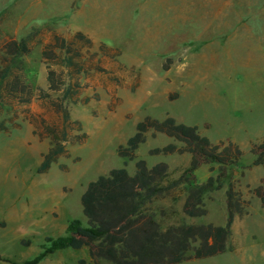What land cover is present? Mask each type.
Listing matches in <instances>:
<instances>
[{
  "label": "rangeland",
  "instance_id": "1",
  "mask_svg": "<svg viewBox=\"0 0 264 264\" xmlns=\"http://www.w3.org/2000/svg\"><path fill=\"white\" fill-rule=\"evenodd\" d=\"M74 6L72 7V4ZM8 11L2 30L15 39L32 26L50 25L60 34L81 31L92 39L119 48L120 61L140 70L135 93L119 89L122 104L108 110L113 87L91 80L85 96L100 99L85 106L70 107L87 139L68 146L72 158L60 159L67 172L53 165L37 174L47 140L39 141L33 128L19 116L20 128L0 133V257L24 264L41 252L47 237L63 236L68 223L86 224L80 198L89 182L111 170L135 171V162L147 167L164 162L168 166L161 187H169L190 164V155L149 156L148 152L174 143L151 133L129 161L117 155L135 133L144 117H173L177 123L195 126L212 142H235L244 155L237 165L211 171H195V185L209 178L213 186L202 195L200 217L184 214L189 186L179 185L142 207L152 216L160 232L192 225L224 227L227 221L225 193L232 187L247 203L235 217L224 254L181 264H264V208L254 191L264 188V165L246 170L254 157L252 143L264 141V0H0V14ZM41 48L23 59L34 86L46 87ZM170 60L167 71L163 64ZM167 255L164 256L166 258ZM37 264H93L86 248L66 250L45 257ZM100 264H108L101 262Z\"/></svg>",
  "mask_w": 264,
  "mask_h": 264
},
{
  "label": "trees",
  "instance_id": "2",
  "mask_svg": "<svg viewBox=\"0 0 264 264\" xmlns=\"http://www.w3.org/2000/svg\"><path fill=\"white\" fill-rule=\"evenodd\" d=\"M8 14V11L0 14V133L20 128L18 120L22 115L33 128V135L49 143L36 173L46 174L53 165L67 172L68 166L58 164L59 160L78 163L80 158H72L68 146L83 145L87 139L82 123L71 118L70 107L85 106L100 99L96 92L84 95L88 83L97 78L113 87L109 91L103 84L110 97L108 110H115L122 104L117 96L119 89L130 94L138 89L140 70L120 61L119 48L100 42L97 50L92 51V39L81 31L60 34L52 26L43 24L30 27L25 35L15 39L1 28ZM38 47L46 73L44 89L32 84L23 62ZM170 64L167 60L163 70L167 71ZM147 133L152 137L162 134L181 145L170 143L152 149L149 156L190 155V164L182 175L169 187H161L167 176V164L160 162L149 168L144 160H138L133 174L121 168L99 176L87 184L80 198L86 224L78 219L71 220L63 236L45 238L42 252L24 264H37L55 253L84 248L93 264H181L226 252L234 219L242 216L247 206L232 187L225 193L228 216L224 227L192 225L170 228L162 233L152 216L142 212V207L186 184L190 188L183 212L191 217L202 216L205 211L199 207L200 201L204 192L213 186V179L195 185V171L209 166L211 171L222 172L225 167L237 165L243 151L230 140L214 143L201 135L197 127L177 123L166 115L163 119L144 117L126 143L117 147V155L135 160V152L145 143ZM249 154L254 160L246 170L264 165V141L252 143ZM254 194L264 208V188L258 187ZM0 261L8 262L2 257Z\"/></svg>",
  "mask_w": 264,
  "mask_h": 264
}]
</instances>
